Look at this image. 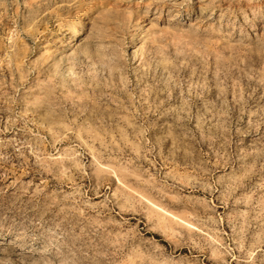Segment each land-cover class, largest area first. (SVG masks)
<instances>
[{
	"label": "rangeland",
	"instance_id": "rangeland-1",
	"mask_svg": "<svg viewBox=\"0 0 264 264\" xmlns=\"http://www.w3.org/2000/svg\"><path fill=\"white\" fill-rule=\"evenodd\" d=\"M0 264H264V0H0Z\"/></svg>",
	"mask_w": 264,
	"mask_h": 264
}]
</instances>
